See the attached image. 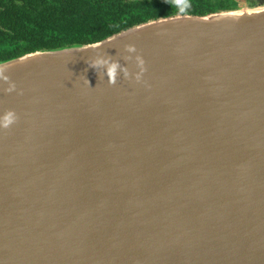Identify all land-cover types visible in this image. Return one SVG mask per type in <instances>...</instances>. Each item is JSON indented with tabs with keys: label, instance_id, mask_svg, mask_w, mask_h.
Wrapping results in <instances>:
<instances>
[{
	"label": "water",
	"instance_id": "95a60500",
	"mask_svg": "<svg viewBox=\"0 0 264 264\" xmlns=\"http://www.w3.org/2000/svg\"><path fill=\"white\" fill-rule=\"evenodd\" d=\"M0 264H264V3L0 62Z\"/></svg>",
	"mask_w": 264,
	"mask_h": 264
},
{
	"label": "trees",
	"instance_id": "16d2710c",
	"mask_svg": "<svg viewBox=\"0 0 264 264\" xmlns=\"http://www.w3.org/2000/svg\"><path fill=\"white\" fill-rule=\"evenodd\" d=\"M236 8L233 0H0V62L98 42L152 19Z\"/></svg>",
	"mask_w": 264,
	"mask_h": 264
},
{
	"label": "flooded vegetation",
	"instance_id": "af4514ba",
	"mask_svg": "<svg viewBox=\"0 0 264 264\" xmlns=\"http://www.w3.org/2000/svg\"><path fill=\"white\" fill-rule=\"evenodd\" d=\"M233 1H235L238 4V6L244 4L253 6L257 3H264V0H233Z\"/></svg>",
	"mask_w": 264,
	"mask_h": 264
},
{
	"label": "clouds",
	"instance_id": "9594fccd",
	"mask_svg": "<svg viewBox=\"0 0 264 264\" xmlns=\"http://www.w3.org/2000/svg\"><path fill=\"white\" fill-rule=\"evenodd\" d=\"M14 116L9 112L3 119V126L8 127L13 122Z\"/></svg>",
	"mask_w": 264,
	"mask_h": 264
},
{
	"label": "rangeland",
	"instance_id": "374dc122",
	"mask_svg": "<svg viewBox=\"0 0 264 264\" xmlns=\"http://www.w3.org/2000/svg\"><path fill=\"white\" fill-rule=\"evenodd\" d=\"M246 4H244V5H241V6H239V8H244V6H245ZM255 5H260V3H257V4H255ZM249 7H253V6H251V5H248Z\"/></svg>",
	"mask_w": 264,
	"mask_h": 264
}]
</instances>
